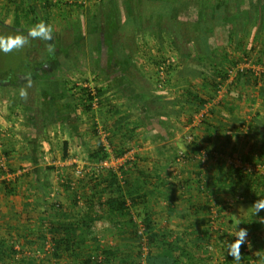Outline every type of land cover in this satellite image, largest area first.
<instances>
[{
    "label": "trees",
    "instance_id": "obj_1",
    "mask_svg": "<svg viewBox=\"0 0 264 264\" xmlns=\"http://www.w3.org/2000/svg\"><path fill=\"white\" fill-rule=\"evenodd\" d=\"M37 1L48 12L53 7L59 8L57 13L68 15L67 19L76 8L72 4L80 7L83 18L86 16L83 5L77 1H66L67 10L51 0ZM25 3L27 8L22 9H25L24 15H28L35 5L32 0H22L20 6ZM87 15L88 25H83L82 18L81 22L67 27L74 32L69 43L58 34L53 40L45 41L28 36L26 28L10 27L12 32L23 34L35 45L37 56L31 58L27 53L22 59L25 61L22 69L0 71V82L9 81L25 89L26 84L33 81V90L40 95V108L32 115L37 135L45 133L54 122L65 123L77 112L91 111L94 98H99L104 89L122 87V92L127 91L142 101L140 122L145 120L146 135L156 144L159 159L136 155L116 167L96 173L95 163L110 155L120 158L136 146L138 140L133 133L141 126H114L117 119L110 123L109 119L104 120L108 143L105 146L98 137V146L88 154L84 165L91 164L92 169L86 171L83 178L86 177L93 188H99L97 192L92 191V196L96 197L102 214L108 213L114 218L112 228L103 234L110 243H102L100 235L92 229L94 220L103 217L101 214L94 217L86 213L80 219L63 222L42 219L36 230L27 227L24 233H19L20 225L14 222L7 230H14L17 237L0 233V264H33L36 261L48 264L44 256H37L39 253L51 254L55 264H236L233 257L227 255V245L236 239L235 232L240 228L248 232L245 243L240 246V264H264V209L255 215L250 211L242 217L235 212L237 203H254L264 198V119L255 118L258 126L255 138L262 140L260 152L257 153L258 146L254 142L241 156L249 167L226 163L221 157L214 164L206 163L203 167L198 160V155L206 148L204 142L209 139V133L212 141L213 132L209 131V126L203 128L209 124L212 128L209 117L226 118L225 108L233 113V106L245 100L252 105L253 98L242 90L264 84V0H99L97 8ZM146 34L158 45V53L148 56L150 68H153L151 74L140 65L142 45L139 39ZM71 52L87 55L94 69L92 72L102 75L105 84L81 85L80 95L68 82L54 75L57 70L73 71V62L79 56L70 55ZM255 65L263 69L257 71ZM162 66L166 81L160 89L156 75ZM177 70L179 76L188 79L189 87L181 92L179 99L168 98L171 78ZM224 87L225 96L218 99ZM180 101L185 104L181 110L183 125L192 130L186 134L189 139L185 135L187 150L172 148L175 152L171 155L173 162H177V152L181 150L187 159L182 164L198 166L194 174L188 176L170 171L171 165L163 163L165 153L171 148L169 141L176 133L175 124L168 119V110ZM98 102L102 105L100 99ZM205 108L208 110L200 122L194 123L195 116ZM110 111L121 112L113 105L103 109L102 114ZM23 112L28 116L31 110L24 107ZM0 133V137L6 138ZM32 134L23 136L30 149L35 145ZM128 140L132 141L130 145ZM210 149L221 151L215 144ZM3 151L9 158L11 145ZM64 153L66 158V143ZM28 155L31 164L36 165L35 149ZM145 160L153 163L155 175L149 173ZM72 166L75 168V164ZM18 167L21 173H17L18 168L5 170L0 165V186L7 195L18 194V186L25 179L37 182V169L23 171L26 168L23 164ZM7 174H14V177H5ZM74 181L71 177L62 179L72 190L75 189ZM43 183L48 186L47 177ZM158 187L165 190L161 196L178 189L183 191L185 206L176 207L173 197L168 198L172 202V205L166 204L168 215L180 213L199 220H191L181 230L159 225L148 198L149 190L155 191ZM74 200L78 202L76 195ZM53 207L58 211L62 205L53 201ZM38 213L42 216L44 211ZM121 220L122 228L119 226ZM4 225L1 221L0 229ZM47 241L51 243L50 252L45 248ZM17 244L20 246L16 247ZM29 251L32 252L29 254Z\"/></svg>",
    "mask_w": 264,
    "mask_h": 264
},
{
    "label": "crops",
    "instance_id": "obj_2",
    "mask_svg": "<svg viewBox=\"0 0 264 264\" xmlns=\"http://www.w3.org/2000/svg\"><path fill=\"white\" fill-rule=\"evenodd\" d=\"M33 1L34 0H32V3ZM72 1L73 0H71V2ZM81 2L83 1L79 0V3ZM88 5L86 12L89 13L90 11ZM24 8H27L26 3ZM66 23L68 25H75L76 22L68 20V22L66 21ZM83 25H88V22L83 21ZM67 32H68L67 33L68 37L66 40L69 43L71 42L72 34L70 30H68ZM257 66L255 65L254 67ZM97 74L96 73L93 74V77L95 78V83L93 81L84 84L78 82V84L80 86L81 85L85 86L87 84L90 86H94L95 84H98L100 86L102 84H105V81L102 80L103 76ZM34 86L35 85L33 81L27 83L26 84V88H27L26 90L28 93L27 98L22 99L19 97V101L15 104V107L12 109L11 111L12 113H10L9 117L5 118V121L4 120L1 121L0 119V131L3 132V134L6 136V138L4 136H2V138L0 137V141L3 144V146L2 145L0 146L4 148L8 146L7 145L8 143L11 144L12 142L13 143V145L11 146L12 151L9 155V158L10 159L16 158L17 163L23 162L24 164L23 163L22 164L26 167L24 168L23 171H27L30 169L34 171L37 169L39 172L36 183H33L31 181H28V179H25L23 180V184L18 186L19 188L18 193L24 196L21 198V205L22 206L25 205L23 207H29L30 210L29 214L31 215L28 214V210H27L26 213L23 212V215L19 214L20 217L19 220L14 219V222H16L17 225H22L23 223H28L32 221V220L30 221L27 220L30 219L31 216H33L35 211L41 212L40 210L41 207H42V211H44V214H42V216L39 215L40 216L39 218L40 220L43 219V221L45 222L47 220H48L47 222H51V221L63 222V221H68V219L77 220L80 219L86 213H89L94 217L97 216L98 214H101V216L103 217L102 218L99 217L94 220L92 229L97 233L95 224L102 221L104 224V228L101 230L100 233L101 235L105 234L106 233L105 231L107 229L112 228V220L114 218H112V216L110 217L108 213L102 214L103 211L99 209V203L96 197L93 198L92 191L97 192L99 188H93L91 183L87 182L88 179H86V177L83 178V176L79 177L80 179H78L77 177L78 179L77 183L75 181L73 182V184H75L74 190L67 187L66 183H62L63 178L66 177L74 178L75 173L73 172L74 167L72 165L75 164V169H76L80 163H82L81 165L85 164L86 162L85 160L88 159V154L97 148L98 139L95 136L93 130H95L96 124L99 123V120H98V116L94 118L92 116L94 114H98V111L100 112V110L92 111L91 113L90 112L84 113L83 111L77 112L76 115L68 119L65 123L54 122L49 125L45 133L37 135V132L33 127L35 121L34 119H32L33 118L32 115L35 109L40 108V104H39L40 101L38 98L39 92L33 90ZM188 87H189L188 79H186V77L183 78L179 76L177 70L176 72H174L173 77L171 78V86H170L171 91L168 95V98L179 99L181 96V92ZM121 89L122 87H116V86L108 87L101 92L98 100L100 99L102 105H104L105 108H109L110 106L117 105L119 110H121V114L123 115V117L119 118L120 115L116 114L114 111H110L107 112L106 115H102L101 112L100 118H102L103 121L109 119L108 123L117 119L116 122H114L113 124L114 126H117V124L118 126L121 124H128L130 127H133L136 124L141 125L133 133V135L135 134L136 136L134 138L138 140L137 143H140L141 145L144 146L143 148L136 145L139 148L137 151L138 153L137 156L139 155L144 159L159 158L157 154L158 152L156 150V144L152 143L151 138L146 135L145 120L143 121V123L140 122L141 121L140 115L142 112L141 109L142 101L138 100L136 98L137 96L130 95L127 91L122 92ZM242 92L247 93L248 97L253 98L252 105H249V102L245 100L233 106L235 107L233 113H230L229 108L226 106L227 108H225L226 110H224L225 111L224 113H226L225 116H227L226 118H220L219 116H212V118L210 119L209 117L208 121L209 122L211 121L213 123V126L211 128L212 130L210 129V124L206 125L203 128L205 130V128L209 126L208 127L209 131H212L213 135H211L212 141H210V133H209L208 135L209 139H206L204 142L206 146L211 147L213 144H215L217 146H221V148L228 147L229 153H233L235 149L240 150V152L244 153V151L248 148V146L251 143L255 142L256 145L258 146L257 153L260 152L259 149L262 147L261 146L262 140L259 138H258L259 140L256 139L257 137L255 138V134L257 135V130H258V126L255 125L256 124L255 118L258 117L264 119V84L261 83L251 89H243ZM102 105L100 104V106ZM228 106H230V103H228ZM24 107H29L31 110L28 116L23 112ZM184 107L185 104L182 101H180L178 105L176 106L174 105L170 108V110H168L169 111L168 119L176 126V133L174 137L171 138V140L169 141L172 143L173 147H179L180 143L182 142L181 141L179 143V140L185 141L186 133L192 130L190 127L183 125L184 122H183V116L181 110H183ZM95 109L96 108H94V110ZM109 115L111 117H109ZM16 118L17 120L24 119L23 121L21 120V122L23 123L22 125H24V127L20 123L18 124V121L12 122V119H16ZM10 128H13L12 132L16 133L15 139H13V137H8L10 136V132H11ZM29 132L30 133L32 132L33 133L32 135L35 137L34 138L35 145L33 146V148L35 149L36 154L38 153V150L40 149L41 145H47L49 149H52L53 147H57L56 154L58 157L56 159H53V161L50 163L51 165L49 166H52L51 168H53L51 169V171L46 170V168L43 169L41 165H35L32 167V164L30 162L31 160L28 158L29 156L28 153L30 150L32 151L33 148L30 149L28 146L29 144L28 140L23 138L24 134H28ZM134 138L132 140H134ZM14 140L15 143L13 142ZM65 143L68 152L66 158H64ZM131 143L132 141L128 140V144L130 145ZM58 148L60 149V151L58 150ZM1 150L3 149L1 148ZM47 151H45V153H47ZM171 153L170 152L167 153L166 156H170ZM51 154L53 156V153ZM170 157L172 158L173 155ZM145 162L147 166H149L148 169L149 173H153L155 175L156 169L153 168L152 166L153 163H151L150 160L149 161L145 160ZM188 166H189L187 169L188 171L184 172L186 176L194 174V170L196 168L193 167L194 169H191V167L194 166V164L192 163H189ZM18 172L21 173L20 170ZM45 177H47V179L49 180L47 187H45L43 183ZM189 177L192 178V176ZM59 178H61V181L59 180ZM57 179L59 180V183L57 182ZM164 191H165L164 189L159 187L156 188L155 191L149 190V194H150V196L148 195L149 207L153 209V216L156 221L158 220L156 218L155 210L160 208V206H163L161 203L162 201L161 195L163 194ZM176 192L177 191L175 190L173 196L174 194H176ZM75 195L76 198H78V202L74 200ZM35 196H37V199H35L36 198ZM30 200L31 202H29ZM24 201L26 203H24ZM53 201H59L62 205V208L58 211L55 210V208L53 207ZM165 203L166 202H164L163 204L166 205ZM175 203L177 204L176 207H179V201ZM28 204H30L31 206H28ZM243 204L249 206H244L243 209H241L242 203H237L235 205V212L240 217L248 215L250 211H252L250 207L254 203H249V204L243 203ZM160 209L157 210V214L158 212H160ZM239 209L240 211H243L242 214L241 212L238 213ZM163 213L164 212H161L162 216L164 215ZM163 217L166 220L162 224L160 222L159 225L165 226L168 225V223L170 224V222L174 220L180 226L179 229L176 228L177 230H181L186 226H188L191 220H199L194 216L193 218L178 217V216L175 218V214L168 215L167 213H165V216ZM122 225H123V220H121L119 226L122 228L123 227ZM29 226L33 227L34 224ZM21 232L24 233L25 230H22Z\"/></svg>",
    "mask_w": 264,
    "mask_h": 264
},
{
    "label": "rangeland",
    "instance_id": "obj_3",
    "mask_svg": "<svg viewBox=\"0 0 264 264\" xmlns=\"http://www.w3.org/2000/svg\"><path fill=\"white\" fill-rule=\"evenodd\" d=\"M40 1L44 3V0H40ZM51 1L53 3L56 2L61 8H64L63 6H65L66 1L71 2V0H51ZM62 1L64 2V4ZM73 1L79 2V0H73ZM81 1L84 2V3L81 2V4L83 5V10H84L83 13L85 12L86 16H84V18H83V16H81L82 10L79 9L80 7L72 4L73 7H76V8H74V10H71L72 11V13H71L72 17H70V19H67L68 15H60V13H57L58 12L57 9H59V8L53 7L51 9V12H48L42 7L41 3H39L37 0L33 1V5H35V8L28 15H24L25 9H22V7H25V6H22V5L20 6V3L22 2V0H0V35H15L16 33L12 32L10 27H15V26L21 27V26H23L22 28L24 30H26V29H29L34 24H36L40 21H44L46 23H50L53 26L52 40L56 37L55 35H57V34H58V37H60L63 40H66L68 37V34H67L68 30H70L71 34L74 36V32L71 29L67 28L69 25L66 23V21L68 22V20H71V21L77 22L79 20L82 21V18H83L84 22H87L85 20H88V17H87L88 12H86L88 3H89L88 7H89L90 12L94 11L97 8V5L99 4V0H81ZM19 7H21L20 10L18 9ZM67 7L68 6H65L66 10H67ZM19 16L23 17V24L26 22V20H28V22H27L28 24L26 23L27 25H19L20 24V21H18L20 19ZM139 44L142 45V47L139 48L140 49L139 55H141V59H142V62L140 63V65H142L143 66L142 68L146 69L151 74L153 72V68H150L151 61H150L148 56L150 54H152V52L158 53L157 52V48H158L157 41H155V39H153L151 37V35L146 34L143 38L140 37ZM143 45H145V47H143ZM34 52H36L35 45L33 46L32 42H30V40H28V43H26L20 49H14L12 52H9V53L0 52V71H3V70L16 71V70L22 69L25 65V61L22 62V59L26 58L27 53L30 56V55H33ZM72 54L78 55L76 53L71 52L70 55H72ZM78 56L79 57H77L75 59V61L73 62L75 70H74V68H73V71H69V72L57 70L54 73V75H57L60 79H63V81L68 82V85L70 87H73V91L76 94L81 95L82 93L79 92V90H80L79 87H82V86H80L78 84V82H81L84 84V83H90V82L94 81V83H95V78L93 77V74L95 72H92L94 69H92L91 66L89 65V60H88L87 55L80 54ZM255 68H257V67H255ZM55 81H57V80H55ZM47 82H49V81H47ZM94 83H93V85H94ZM49 84L55 85V83H52V82H49ZM19 87H20L19 85H13V84L9 83L8 81L0 82V119H1V121L2 120L5 121V118L9 117L10 113H12L11 112L12 109L15 107V104L19 101V97H20L19 91L21 88H23V87H20V88ZM225 89L226 88H224L222 90V92L219 93L218 99L225 96L224 95L225 91H226ZM170 91L171 90H169L168 93H170ZM38 98L40 99V95ZM216 100L213 102H216ZM208 107H210V104H208ZM94 108H96V109L94 110ZM103 109H106L105 106L104 105L100 106L99 102H97L96 106H93L91 111H84V113L85 112L91 113L92 111L100 110V112L98 111V114H94L92 117L94 118V117L98 116L99 123L96 125L102 126V129H104V126H105L103 119L100 118L101 112H103ZM205 110L207 111L208 108H206ZM205 110L203 111L204 113H205ZM102 115H104V114H102ZM118 115L121 116L122 115L121 112ZM109 117H111V116L109 115ZM121 117H123V115ZM21 120L23 121L24 119H21ZM21 120H17V118H16V119H12V122L18 121V124L20 123L22 125L23 123L21 122ZM22 126L24 127V125H22ZM12 130H13V128H10L11 132H10V136H8V137H13V139H15L16 133L15 132L13 133ZM93 132L98 139V137H99L98 132H96V130H93ZM188 134H189V132H188ZM1 138H2V136H1ZM186 138L189 139L190 136L186 135ZM13 142L15 143V140ZM179 143H180L179 147H173V145L171 144V148L169 149V151H167L165 153V156H164L165 161L163 163L164 164L168 163L169 165H171V167H169L170 171L173 172V170H174L177 173L183 174L184 172L188 171L187 170L189 167L188 164L173 162L172 158L170 157L172 155L166 156V154L169 153L171 150H172V152H175L174 149L187 150V142L186 141L179 140ZM139 144L140 143H136L135 145H138L139 147L144 148L143 145H141V144L139 145ZM0 145L3 146L1 141H0ZM7 145L12 146L13 143L11 142V144L8 143ZM44 146H45V148H44ZM60 146H61V144H60ZM1 148L3 149V147H1ZM1 148H0V165H1V167L3 166L5 168V170H8L9 168H12V167L18 168L17 171H19L18 166L22 165L23 162L17 163L16 158H11V159L8 158L7 155L4 154V151L1 150ZM172 148H174V149H172ZM210 148L211 147L206 146V148L204 149V151H206V152L210 150L209 151L210 153L208 152L210 157L208 155V158L206 159L207 165H210V163L214 164L216 162L213 154L214 155L215 154H218V155L221 154L222 156H220V157L223 158L226 161V163H230V161L234 162V159H235L236 163L239 160L243 161L241 156L244 153L240 152V150L235 149V151L233 153L234 155H233L232 153L228 152L229 151L228 147H224V148H222L223 149L222 150L221 146H218V149L223 151V153L221 151H216L214 149L211 150ZM56 149H57V147H53L52 149H49L47 145H41V147L37 153L38 160H37L36 165H41L43 169L47 166L52 167V166H49V165H51L50 163L53 161V159H56L58 157L56 154ZM138 149L139 148L137 146H133L132 149L129 151L128 156H130L131 158L135 157L138 154L137 153ZM58 150L60 151L59 148H58ZM45 151H47V153H45ZM51 153H53V156ZM157 159H159V158H153L152 160H157ZM81 164L82 163H80L76 169L75 168L73 169L74 173H76V170L78 168H81V167L82 168L84 167V169H86V170L89 169V167L84 166L85 164H83V165H81ZM246 164L247 163H245V165ZM33 166H35V164H32V167ZM193 167L197 168L198 166L194 165L191 167V169H194ZM51 169H53V168H50L47 170L51 171ZM262 170H264V169H262ZM17 173H20V172H17ZM5 177L13 178L14 174H11V175L7 174V176H5ZM77 177L78 176H76V174H74L73 179H75L76 183L79 179V177H78V179H77ZM177 179H178V177L175 178V180H177ZM59 180L61 181V178H59ZM59 180L57 179L58 183H59ZM73 185H75V184H73ZM53 194H55V193H53ZM183 196H184L183 191H180V189L177 190V192H176V194H174V196H173L172 192L166 193L164 196H162L161 203L163 206H160L161 209L158 208V209H160V212H158V214H157L158 209L155 210L156 218L158 220L156 222L157 223L161 222V224H162L166 220L163 216H165V213L168 212V209H167L168 207L163 204L164 202H166L165 204L168 203L169 205H172L171 204L172 202H170L169 199H171L173 197L174 202L179 201V207H182L183 205L185 206L184 202L182 201V200H184ZM22 197H24V196L20 195V193L14 194V195H7L6 191H4L2 189V186H0V224H1V221H3L5 223L4 227L2 228L3 230L0 229V233L6 234L7 237H10V236L17 237V233L14 232V230L11 232H9L7 230V228H10L14 224V219L19 220V218H20L19 214L23 215V212L26 213L27 210H28V214L30 213L29 207H23L25 205H23V206L21 205V198ZM35 197H36L35 199H37V196H35ZM175 199H176V201H175ZM25 201H24V203H26ZM29 202H31V200ZM28 206H31V205L28 204ZM244 206H249V205H244L242 203L241 209H243ZM40 210L42 211V207L40 208ZM161 212H164L163 216L161 215ZM240 212H241V214L243 213V211H240V209H239L238 213H240ZM29 215H31V214H29ZM39 215L40 214L38 212H35L33 214V216H31L30 219L27 220V221L32 220V221H30L31 223L28 222V223H23L22 225H20V228L18 230L19 233H22L21 231L27 229V227H30V228H33L36 230V227H38L39 223H41ZM177 216L178 217H184V215H182L180 213L179 214L176 213L175 218ZM167 223H168V221H167ZM179 223H182V222H179ZM33 224H34L33 227L29 226V225H33ZM23 226H24V228H23ZM168 226L173 228V229H176V228L179 229L180 228L178 223L174 220L171 221L170 224L168 223ZM95 227L97 230V234H99L100 237L102 236L100 238L101 242L102 243H107V242L110 243L109 240H107V238L106 239L103 238V234L101 235V233H100L101 230L104 228L103 222L100 221L99 223H96ZM112 243H114V240H112ZM19 246H20V244H17L16 247H19ZM31 252L32 251H29L28 253L30 254ZM47 252H50V249H47ZM37 256L38 257L44 256L45 261L47 260L48 264H54V262L56 263L55 259L51 256V254L47 255V254L39 253V254H37ZM32 263L37 264L38 262L36 261V262H32ZM57 264H59V263H57ZM61 264H65V263L63 262Z\"/></svg>",
    "mask_w": 264,
    "mask_h": 264
},
{
    "label": "clouds",
    "instance_id": "obj_4",
    "mask_svg": "<svg viewBox=\"0 0 264 264\" xmlns=\"http://www.w3.org/2000/svg\"><path fill=\"white\" fill-rule=\"evenodd\" d=\"M28 36L32 38H40L41 40L45 41L52 40L53 26L50 23L40 21L28 29ZM26 43H28V39L23 34L0 35V52H12L14 49L22 48ZM19 96L22 99H26L28 96L27 90L21 88L19 91ZM250 208L252 209L254 215L261 209H264V198L256 200ZM262 220H264V218H262ZM247 235V229L240 228L235 232L236 239L229 242L227 245V255L233 257V259L236 261V264H240V246L241 244L245 243Z\"/></svg>",
    "mask_w": 264,
    "mask_h": 264
},
{
    "label": "built area",
    "instance_id": "obj_5",
    "mask_svg": "<svg viewBox=\"0 0 264 264\" xmlns=\"http://www.w3.org/2000/svg\"><path fill=\"white\" fill-rule=\"evenodd\" d=\"M167 63H169V61L167 62ZM248 64H249V62H248ZM263 68L262 67H257L256 68V70L257 71H259V70H262ZM264 70V69H263ZM233 73V72H232ZM157 76V81H159V83H158V88H160V89H163V87H164V84H165V81H166V78H165V76H166V71L164 70V68H163V66H162V68H161V70L158 72V74L156 75ZM225 88V87H224ZM224 88H222L221 90H220V92H222V90L224 89ZM226 90V89H225ZM219 92V93H220ZM219 98V97H218ZM97 102H98V98L97 97H95L94 98V100H93V102H92V106H96V104H97ZM206 109V108H205ZM204 109V110H205ZM204 110H202L200 113H198L196 116H195V119H194V123H198V122H200V120H201V118H202V116H203V114H204ZM205 112H206V110H205ZM97 130H98V134H99V137H100V139H101V141L105 144V146L107 145V132L104 130V129H102V126H98L97 127ZM209 151H202L201 153H200V155H198V160H200L201 161V164H202V166L203 167H205L206 166V163H207V161H206V159L208 158V155H209V153H208ZM128 153L129 152H127L124 156H122V157H120V158H116V157H114L113 155H110L109 157H105V158H103V159H101L100 161H98L97 163H95L94 164V171L96 172V173H98V172H100V171H102V170H104V169H108V168H112V167H116L117 165H119L120 163H122L123 161H125L126 159H131V157L130 156H128ZM177 162H179V163H183V162H185L187 159L185 158V156H184V153H183V151H181V150H179L178 152H177ZM213 156H214V159L215 160H217V158H219L220 156H222L221 154L220 155H218V154H213ZM209 157H210V155H209ZM230 163H233V164H235L236 166H243V167H249V165L248 164H246L245 165V163L243 162V161H238L237 163L235 162V159H234V162L233 161H230ZM91 169H92V167H91V164H89V169H84V167L82 168H78L77 170H76V176H78V177H81V176H83L84 175V173L86 172V171H91ZM85 170V171H84ZM45 248L46 249H50L51 248V243H50V241H47V243H46V246H45ZM55 264V263H54Z\"/></svg>",
    "mask_w": 264,
    "mask_h": 264
},
{
    "label": "flooded vegetation",
    "instance_id": "obj_6",
    "mask_svg": "<svg viewBox=\"0 0 264 264\" xmlns=\"http://www.w3.org/2000/svg\"><path fill=\"white\" fill-rule=\"evenodd\" d=\"M20 17V24L19 25H27L28 23V20H26V22L23 24V17H21V16H19ZM27 23V24H26ZM6 25V24H5ZM23 27V26H22ZM22 27H18V26H15V28L16 29H23ZM33 55H35V56H37V52H34V54ZM33 55L31 56V58L33 57Z\"/></svg>",
    "mask_w": 264,
    "mask_h": 264
}]
</instances>
